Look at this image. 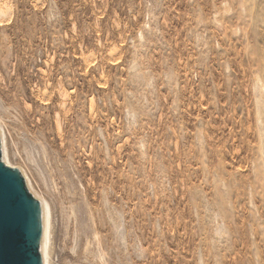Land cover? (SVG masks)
<instances>
[{
  "label": "rangeland",
  "instance_id": "374dc122",
  "mask_svg": "<svg viewBox=\"0 0 264 264\" xmlns=\"http://www.w3.org/2000/svg\"><path fill=\"white\" fill-rule=\"evenodd\" d=\"M0 10L3 161L48 264H264V0Z\"/></svg>",
  "mask_w": 264,
  "mask_h": 264
},
{
  "label": "water",
  "instance_id": "95a60500",
  "mask_svg": "<svg viewBox=\"0 0 264 264\" xmlns=\"http://www.w3.org/2000/svg\"><path fill=\"white\" fill-rule=\"evenodd\" d=\"M43 204L20 169L3 161L0 134V264H44Z\"/></svg>",
  "mask_w": 264,
  "mask_h": 264
},
{
  "label": "bare ground",
  "instance_id": "6f19581e",
  "mask_svg": "<svg viewBox=\"0 0 264 264\" xmlns=\"http://www.w3.org/2000/svg\"><path fill=\"white\" fill-rule=\"evenodd\" d=\"M3 11L0 10V14L3 15ZM2 137V136H1ZM8 150L6 149V145L4 146V160L8 163ZM43 204V203H42ZM43 212H44V223H43V232H42V242H41V250L43 254V259L45 255V264H48V258L50 257L49 255V244L50 242V226H51V209L50 206L45 203L43 205Z\"/></svg>",
  "mask_w": 264,
  "mask_h": 264
}]
</instances>
